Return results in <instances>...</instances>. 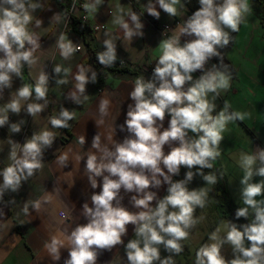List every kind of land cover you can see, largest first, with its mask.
Listing matches in <instances>:
<instances>
[{"label": "clouds", "instance_id": "1", "mask_svg": "<svg viewBox=\"0 0 264 264\" xmlns=\"http://www.w3.org/2000/svg\"><path fill=\"white\" fill-rule=\"evenodd\" d=\"M84 4L87 11H96V5ZM180 0H149L145 5L146 12L156 19L160 11L170 17L177 14L176 5ZM200 7L184 22L180 29L181 35L194 37L180 44L178 37L173 36L160 42L161 55L155 64L152 79L145 81L138 77L133 90L129 93L134 106L129 104L124 125L120 130L132 135L123 142L115 143L114 150L100 149L99 135H95L92 147L101 152L98 157L89 153L86 160V173L91 187L101 188L99 193L91 195L90 207L87 202L82 205V215L88 220L86 224H77L67 237L70 248L64 264H96L98 250H111L116 245L124 244L122 237L127 235L129 224L134 226L136 239H130L124 245L128 264H175L174 256L183 250L181 241L188 239L189 230L198 222L193 218L196 206L203 208L206 203L207 191L203 188L189 190L187 184L195 175H200L207 184H215L214 174H205L203 169H211L214 161L220 156L219 145L223 140L221 133L230 121H243L246 114L229 112V104L213 116L219 96V89H228L230 75L227 65L221 71L216 65L205 70L206 62L212 57H219V48L226 47L230 42L229 32L239 30L243 15L249 11L247 0H199ZM40 5L31 0H0V91L11 87L12 74L21 76L23 64L31 66L35 63L33 52L39 45L27 29L32 17L30 9L35 10ZM132 27L123 17L118 23L129 40L134 35L142 37L144 25L140 15L134 11L126 13ZM41 21H37V26ZM61 34L57 46L61 56L69 58L77 48L72 42H64ZM32 45L26 48L25 45ZM107 51L98 54L99 62L112 66L116 59L115 46L111 39L104 41ZM15 46V50H14ZM24 62V63H22ZM201 70L203 74L194 79L192 73ZM67 75L69 69H64ZM55 73L61 72V67L54 68ZM85 69L80 67L75 76L77 89L83 93L86 83ZM96 73L93 72V80ZM49 77L41 72L34 88L23 85L17 89L13 99L0 108V127L5 126L9 117L7 113L19 114L21 101H27L35 93L36 99H45ZM65 83L64 80L57 81ZM189 85L185 88V85ZM209 93L215 95L211 100ZM108 101L102 100L100 112L107 114ZM45 105L30 103L28 114L34 116L41 112ZM170 116L168 127L164 128L165 117ZM74 119V113L61 108L56 117L50 118L54 128L69 127L68 121ZM10 131L19 132L17 124H10ZM195 134L190 136L189 133ZM54 134L43 130L33 134L30 140L20 146L21 155L11 153L12 164L0 171L3 177L2 188L11 187L13 191L20 185L21 178L25 180L34 174V170L42 167V146H51ZM83 145L85 138L79 137ZM177 142L178 146H173ZM170 151L165 154L164 146ZM16 145L14 144V147ZM67 160L64 154L58 158L61 164ZM257 161L259 166L254 168ZM188 171L182 180H173L179 175L181 167ZM199 166L194 172L192 169ZM240 167L244 175L240 180L241 199L245 207L237 208L235 217L248 219L249 211L253 213L250 223L238 225L232 221L224 222L226 232L219 235L217 227L209 235L211 243L203 244L195 254V264H264V199L256 197L264 195V179L251 182L254 176L264 178V149L256 154L241 153ZM26 173V175H25ZM104 173H107L105 175ZM96 177H102L98 184ZM162 177V179L158 178ZM167 184V195L159 198L152 188ZM127 193H135L130 197V203L138 211L131 212L123 206L121 189ZM2 196V189H0ZM47 199V197H45ZM155 201V206H153ZM115 202V203H114ZM34 207H40L39 202ZM63 215V214H62ZM224 244L232 248L233 258L228 260L221 254ZM63 245L55 237L51 243H46L54 260L60 259L59 249ZM169 255L161 256V247Z\"/></svg>", "mask_w": 264, "mask_h": 264}, {"label": "crops", "instance_id": "2", "mask_svg": "<svg viewBox=\"0 0 264 264\" xmlns=\"http://www.w3.org/2000/svg\"><path fill=\"white\" fill-rule=\"evenodd\" d=\"M84 4H92L95 0H80ZM32 3L40 5L35 10H29L32 17L27 25L29 33L39 45L33 52L35 63L31 66L24 63L21 76L12 74L11 87H4L0 91V108H3L14 98L17 89L23 85L34 88L41 72L48 75L47 95L45 99H36L35 93L27 101H21L19 114L7 113L9 120L5 126L0 127V171L13 163L11 153L21 155L20 146L32 135L48 130L54 134L52 145L42 146V167L34 170V174L25 180L21 178L20 185L15 191L11 187L2 188L3 177L0 175V264H64L68 258L70 248L67 237L77 224H86L88 220L82 215V205L87 202L91 207V195L99 193L100 187L93 189L86 173V160L89 153L98 157L101 152L92 147L93 137L99 135L100 149L114 150L115 143H121L132 134L120 126L124 125L129 104L134 106L129 93L133 90L135 80L140 77L145 81L152 79L148 68L155 67L161 55L160 42L176 36L183 45L185 41L193 39L181 35L180 29L184 22L192 15L183 0L176 5L177 14L170 17L160 11V18L156 19L146 12L145 5L149 0H101L96 5V11L85 10L89 23L106 25L107 29L93 34L88 25L83 24L79 17L81 10L76 12V25L70 23L65 28L64 15L68 3L72 0H31ZM155 2V0H153ZM222 0H217L221 3ZM249 11L243 15L237 32H229L230 42L218 51L232 65L227 68L231 79L228 89H219V96L215 99L216 108L213 116L224 108L225 102L229 104L228 111L246 114L243 121L235 120L227 123L221 133L223 140L220 142V156L215 159L216 165L226 174L227 185L233 202H235L234 183L240 185L234 172L240 167L241 153L256 154L264 149V27L258 17V8L255 0H247ZM134 11L140 15L141 23L144 25V35H134L131 40L127 39L124 30L115 21L123 17L132 27L131 21L126 15ZM37 21H41L37 26ZM170 25L171 29L167 36L161 34L163 26ZM65 35L64 42H72L77 48L82 46L80 52H74L69 58L61 56L57 46L60 35ZM111 39L115 46L116 59L112 62L117 66L119 60H125L132 72L127 76L104 73V83H98V77L93 80L95 68L89 60L86 42L97 51L107 50L104 41ZM26 48L32 47L26 43ZM15 50V48H14ZM3 53H0V58ZM59 65L60 73H55L54 68ZM213 65L219 69L216 57L210 58L205 64V70H210ZM80 67L85 69L86 83L84 92L81 93L76 85L75 76ZM64 69L70 71L66 75ZM221 70V69H219ZM225 71V69L221 70ZM203 72L197 70L192 73L194 79H198ZM31 78L30 84L27 77ZM64 80L65 83L57 81ZM189 85H185L187 88ZM214 93H209V100ZM102 100L108 101L107 114L100 112ZM30 103L45 105L41 112L34 116L28 114L27 106ZM61 108L74 113V119L68 121V130L73 138L67 142L61 141L63 136L59 128L50 124V118L58 115ZM170 116L165 117L164 128L168 127ZM10 124H17L19 132H12ZM190 136L195 134L189 133ZM85 138L81 145L79 137ZM67 137V136H66ZM14 144L16 145L14 147ZM173 146H178L173 142ZM165 154L170 151L168 145L164 146ZM67 155L64 164L58 161L62 155ZM259 166L257 161L255 167ZM231 167L233 169H231ZM194 172L195 168L192 169ZM188 171L181 167L179 175H174L173 180H182ZM107 175V173H104ZM26 175V173H25ZM258 176H254L256 179ZM162 179V177H158ZM98 184H102V177H96ZM189 190L205 189L207 191L206 203L203 208L195 207L193 218L198 222L189 230L188 239L181 241L184 250L174 256L175 264H195V254L205 243H211L209 235L223 225L226 221L224 215L219 211L215 202L214 184H207L200 175H195L193 180L187 184ZM167 184L152 188L159 198L167 195ZM238 188V187H237ZM123 197L122 204L131 212L138 211L130 203L131 195L121 189ZM47 197V199H45ZM39 202L40 207H34ZM115 203V202H114ZM235 204V203H234ZM236 205V204H235ZM238 205V204H237ZM155 206V201H153ZM237 207V206H236ZM63 214V215H62ZM249 218H254L252 211ZM127 235L122 237L124 244H119L111 250H98L96 264H128L125 254L126 243L130 239H136L134 226H127ZM55 237L63 245L59 249L60 259L54 260L46 243H51ZM161 256H167L163 246ZM227 245L221 248V254L228 260L232 259V248L227 254ZM158 264V262H157Z\"/></svg>", "mask_w": 264, "mask_h": 264}, {"label": "trees", "instance_id": "3", "mask_svg": "<svg viewBox=\"0 0 264 264\" xmlns=\"http://www.w3.org/2000/svg\"><path fill=\"white\" fill-rule=\"evenodd\" d=\"M183 1L192 14L200 7L199 0H183ZM255 2L258 8V17L264 27V0H255ZM71 3L72 2L68 3V6H64L66 8V13H68ZM76 22H77V18L73 16L71 19V23H73V25H76L75 24ZM86 47L89 53L88 61L92 63L95 68V73H96V76L98 77L99 84L104 83V73L103 72H108V73H112L115 75H121V76H127L132 73L128 68L116 67L113 64L112 66L109 67L107 65L101 64L97 56L99 53L102 54V52L97 51L95 48H93L92 45L90 44V41L86 42ZM216 62H217L219 69L221 70L224 69L223 65H227L228 69L233 70L232 65L229 63V61L225 59V57L222 54H220L219 57H216ZM27 80H28V83L30 84L31 78L29 76L27 77ZM58 115H55L54 117ZM59 130L61 134L63 135L61 137V141L67 142L69 139L73 138L68 128H59ZM210 162L213 164V167L211 169L205 168L203 169V171L206 175L214 174L217 178V182L214 184V193H215L214 197H215V202L217 204L219 211L224 215V217L228 221H232L234 223H237L238 225L244 224V223H250L252 218H249V217L247 220H245L244 218H240L239 220L236 219L235 212H236L237 207L234 204L231 194L229 192L226 174L216 165L215 160L210 161Z\"/></svg>", "mask_w": 264, "mask_h": 264}, {"label": "built area", "instance_id": "4", "mask_svg": "<svg viewBox=\"0 0 264 264\" xmlns=\"http://www.w3.org/2000/svg\"><path fill=\"white\" fill-rule=\"evenodd\" d=\"M83 5H84V3L81 2L80 0H72V3H71V6L69 8L68 13H66L64 15L65 28L68 27V25H70L71 19H72L73 16L76 15V12L78 10H81L82 14L80 15L79 19H80V21L83 24L88 25L89 29L91 30V32L93 34H96V33L100 32V31L106 30L107 29L106 25L97 24V23H89V18L87 16L86 12H85V8L83 7ZM170 29H171L170 25L163 26V29L161 30V34L164 37H166L168 32L170 31ZM14 48H15V46H14ZM77 49L78 50H76V52H80L83 48H82V46H78ZM106 51L107 50H100V52H102V53H104ZM117 66L120 67V68H129V66L127 65L126 61L123 60V59L118 61ZM153 69H154V67L148 68V72L151 75L153 73Z\"/></svg>", "mask_w": 264, "mask_h": 264}, {"label": "rangeland", "instance_id": "5", "mask_svg": "<svg viewBox=\"0 0 264 264\" xmlns=\"http://www.w3.org/2000/svg\"><path fill=\"white\" fill-rule=\"evenodd\" d=\"M199 166H196L195 167V170L198 168ZM231 169H233L232 167H231ZM234 175L236 176V178H237V180H241L242 179V177H243V175H244V172H240L238 169H236V171L234 172ZM262 179H264V178H262V177H257L256 179L253 177V180L251 181V182H259V181H261ZM238 187V188H237ZM233 188H236V189H234L235 190V204H236V206H237V208H242V207H245V205L243 204V201H242V199H241V188H242V186H241V184L239 185L238 183L236 184V183H234V185H233ZM256 199L257 200H261V199H264V195H262V196H258V197H256ZM238 204V205H237ZM250 211H251V209H250ZM249 211V212H250ZM250 216V215H249ZM248 216V217H249ZM226 221H228L227 219H226ZM225 221V222H226ZM224 224V223H223ZM221 231H220V233H219V235L221 236V237H223L224 236V234H225V232H226V229L224 228V226L222 225L221 226ZM225 245H227L228 246V248H226V251H227V254H228V252L229 251H231L230 250V245L229 244H225Z\"/></svg>", "mask_w": 264, "mask_h": 264}]
</instances>
